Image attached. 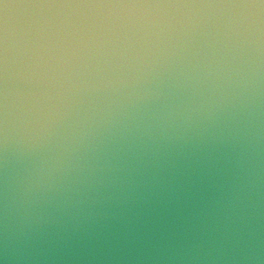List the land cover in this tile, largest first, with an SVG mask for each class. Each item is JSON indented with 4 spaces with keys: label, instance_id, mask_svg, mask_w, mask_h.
I'll use <instances>...</instances> for the list:
<instances>
[{
    "label": "clouds",
    "instance_id": "9594fccd",
    "mask_svg": "<svg viewBox=\"0 0 264 264\" xmlns=\"http://www.w3.org/2000/svg\"><path fill=\"white\" fill-rule=\"evenodd\" d=\"M0 264H264V0H0Z\"/></svg>",
    "mask_w": 264,
    "mask_h": 264
}]
</instances>
